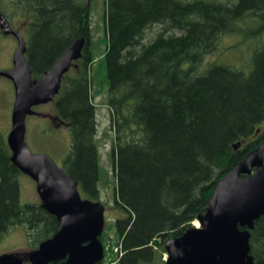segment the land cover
<instances>
[{
	"label": "trees",
	"instance_id": "16d2710c",
	"mask_svg": "<svg viewBox=\"0 0 264 264\" xmlns=\"http://www.w3.org/2000/svg\"><path fill=\"white\" fill-rule=\"evenodd\" d=\"M14 3L28 19L33 78H41L75 40L85 41L73 61L75 74L62 77L54 106L71 139L62 168L83 198L99 200L89 0ZM104 18L115 203L126 212L115 222L117 262L163 264L157 252H165L164 243L192 227L216 182L264 139V47L251 56L247 74L226 64L197 72L221 36L248 37L253 23L257 35L264 32V0H106ZM152 24L163 28L142 43ZM20 173L0 132V237L24 226L34 250L59 221L41 202L20 203ZM249 232L250 254L264 264V216Z\"/></svg>",
	"mask_w": 264,
	"mask_h": 264
},
{
	"label": "water",
	"instance_id": "95a60500",
	"mask_svg": "<svg viewBox=\"0 0 264 264\" xmlns=\"http://www.w3.org/2000/svg\"><path fill=\"white\" fill-rule=\"evenodd\" d=\"M5 34L17 39L12 67L0 71L14 88L11 127L6 136L11 161L31 177L42 208L55 216L59 226L48 239L27 255L29 264H96L103 260L99 239L104 226V206L83 198L77 182L53 159L32 153L25 143V119L33 107L52 101L62 76L81 56L84 39L75 40L41 78H32L23 37L7 24ZM240 143L234 146L238 148ZM264 216V139L219 179L205 212L198 217L200 228L191 227L165 242L164 264H256L250 254V232ZM0 264H25L17 253L0 255ZM156 264V263H148Z\"/></svg>",
	"mask_w": 264,
	"mask_h": 264
},
{
	"label": "rangeland",
	"instance_id": "374dc122",
	"mask_svg": "<svg viewBox=\"0 0 264 264\" xmlns=\"http://www.w3.org/2000/svg\"><path fill=\"white\" fill-rule=\"evenodd\" d=\"M15 0H0L1 18L9 28L18 32L26 42L27 17L20 13ZM90 4V39L93 53L92 74L94 76L91 85L92 102L95 105L96 140L99 154L100 174L97 182L99 189V201L104 206L103 239L104 264H118L120 256L119 246L114 243L116 237V220L124 218L126 212L115 203L116 179L113 171L112 147L114 145L113 131L111 128V114L106 104L107 85L105 84L104 51L106 48V0H89ZM243 25V24H241ZM251 33L248 37L238 34H226L221 36L213 52L205 55L199 62L197 72L202 73L212 64H226L236 69H241L245 74L250 68V60L256 50L264 47V32L257 35L256 24L250 26ZM163 28L161 24H152L145 30L142 43L150 42ZM0 26V71L9 69L12 65V57L17 48V39L11 34H4ZM169 33L179 34L173 30ZM77 64L73 63L67 75L73 76ZM56 97L46 103L34 107L35 114L28 115L25 119L26 131L24 140L32 153H43L50 156L53 161L62 167L63 159L70 145V132L66 124L58 118L55 110ZM14 102V88L12 82L4 76H0V132L6 137L11 127V111ZM19 185V200L24 203L41 202L36 190L35 181L24 173L17 177ZM199 223L197 219L191 222ZM103 245V244H102ZM112 247V251H111ZM32 251L24 226H13L0 237V255L5 253H17L27 261V255ZM157 251V250H156ZM161 260L165 252H157ZM161 264L160 261L154 262Z\"/></svg>",
	"mask_w": 264,
	"mask_h": 264
},
{
	"label": "flooded vegetation",
	"instance_id": "af4514ba",
	"mask_svg": "<svg viewBox=\"0 0 264 264\" xmlns=\"http://www.w3.org/2000/svg\"><path fill=\"white\" fill-rule=\"evenodd\" d=\"M3 24H6V23H5L4 20L1 18V20H0V25H3ZM11 67H12V65H11ZM11 67H10V68H11ZM57 95H58V94H57ZM62 122H63V121H62ZM258 132H260V129L257 130V133H258ZM54 264H56V263H54Z\"/></svg>",
	"mask_w": 264,
	"mask_h": 264
},
{
	"label": "built area",
	"instance_id": "2783aa9c",
	"mask_svg": "<svg viewBox=\"0 0 264 264\" xmlns=\"http://www.w3.org/2000/svg\"><path fill=\"white\" fill-rule=\"evenodd\" d=\"M164 258H166V255H165V257Z\"/></svg>",
	"mask_w": 264,
	"mask_h": 264
}]
</instances>
